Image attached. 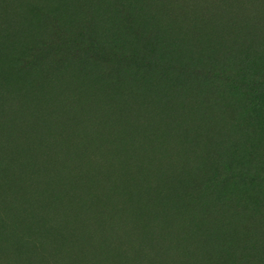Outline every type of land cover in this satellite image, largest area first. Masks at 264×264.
I'll list each match as a JSON object with an SVG mask.
<instances>
[{"label": "rangeland", "instance_id": "obj_1", "mask_svg": "<svg viewBox=\"0 0 264 264\" xmlns=\"http://www.w3.org/2000/svg\"><path fill=\"white\" fill-rule=\"evenodd\" d=\"M26 209L51 264H264V0H0V228Z\"/></svg>", "mask_w": 264, "mask_h": 264}, {"label": "trees", "instance_id": "obj_2", "mask_svg": "<svg viewBox=\"0 0 264 264\" xmlns=\"http://www.w3.org/2000/svg\"><path fill=\"white\" fill-rule=\"evenodd\" d=\"M25 198L28 202L33 201V197L31 195H27ZM37 200L38 198H36V201ZM23 201L25 200L23 199ZM12 215L13 218H10V216L4 217L7 229L0 228V242L3 240L12 242L19 236L24 235L23 227L28 226L27 223H30L29 226L31 227V232L25 236L27 240L30 241L29 244L32 242V245L30 246L38 247L40 249V253L35 256L30 252V250H28L27 247L29 244L26 246V244L18 243L20 248H17L16 246V251L10 252L6 256L14 257L16 262H19L18 264H51V258L55 259L50 255L48 249L50 247L48 234L51 228L44 224L42 212L35 209L33 213L29 214L28 209H26L24 212L17 210L12 213ZM2 251L3 249H0V252Z\"/></svg>", "mask_w": 264, "mask_h": 264}]
</instances>
